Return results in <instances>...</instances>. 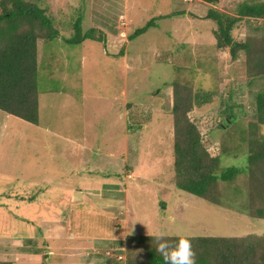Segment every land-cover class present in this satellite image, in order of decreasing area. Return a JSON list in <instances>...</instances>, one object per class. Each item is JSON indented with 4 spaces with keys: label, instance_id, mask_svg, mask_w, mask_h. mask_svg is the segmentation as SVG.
Here are the masks:
<instances>
[{
    "label": "rangeland",
    "instance_id": "374dc122",
    "mask_svg": "<svg viewBox=\"0 0 264 264\" xmlns=\"http://www.w3.org/2000/svg\"><path fill=\"white\" fill-rule=\"evenodd\" d=\"M26 1L45 9L61 37L47 47L39 42L38 123L8 117L0 110V207L23 211L27 221L15 214L3 226L0 217V235L39 238L42 223L37 218L38 208L23 207L22 197L34 194L46 179L57 181L46 192L86 190L97 179L87 176L89 171L98 172L100 178L116 177V190L103 188L92 196L95 207L88 205L91 200L75 204L72 215L62 217L63 227L69 228L68 240L64 238L62 243L77 246L89 236L107 238L115 233L113 227L120 226L116 238L122 240H113L110 248L124 249H109V255L103 250L93 254L96 248L73 256L66 251L32 264L78 260L89 264L93 256L114 261L113 254L128 255L139 235L238 237L264 233V220L241 214L226 201L223 206L213 205L173 182L172 82H184L197 94H210L208 102L195 103L188 115L212 156L228 154L223 164H240L241 132H247L255 121V94L264 86V78L249 80L243 57L234 62L228 49L217 54L216 45H204L215 42L211 32L215 23L205 20L209 5H194L196 0ZM243 1L264 0H222L216 8L234 14ZM188 5L191 12L186 15L191 20L176 13ZM165 12L174 16L157 18L154 26L129 39L136 29ZM76 21L82 32L94 28L95 35L98 31L105 34V40L66 42L75 33ZM190 23L202 33L195 49H189L195 41L185 35L177 40L173 33ZM263 34L261 20L245 18L233 32L235 39ZM178 41L185 43V48L174 47ZM229 113L235 115V122L220 130L217 126ZM66 136L85 139L89 151L76 147L80 141L72 144ZM237 183L244 185L245 177ZM221 187L224 189L223 184ZM82 194L88 197L93 193ZM227 196L225 191L224 198ZM32 240L25 242L24 250L36 253L42 246H34ZM83 246L89 245L85 242Z\"/></svg>",
    "mask_w": 264,
    "mask_h": 264
},
{
    "label": "trees",
    "instance_id": "16d2710c",
    "mask_svg": "<svg viewBox=\"0 0 264 264\" xmlns=\"http://www.w3.org/2000/svg\"><path fill=\"white\" fill-rule=\"evenodd\" d=\"M199 1L209 4L205 20L215 23L211 31L215 42L204 45H216L217 54L228 49L234 62L243 57L249 80L264 78V34L246 39H235L233 36L234 28L243 18L261 20L264 27V1H243L236 7L234 14L216 8L222 0ZM171 16L174 14L154 17L130 34L129 39L154 26L157 18ZM74 30L73 36L66 42L103 40L102 31H98L97 35L94 28L82 32L78 21L74 24ZM59 38V30L45 9L26 0H0V110L27 122L38 123L39 42L47 45ZM171 87L174 185L213 205L223 206L226 201L237 212L264 220V86L255 94V121L249 124L247 132H241L240 138L244 145L240 164H223V159L228 156L226 153L212 156L204 146L198 127L188 115L195 103L200 105L208 102L210 94L205 91L197 94L184 82L177 80L172 82ZM198 98H202L200 102H196ZM235 118L232 113L227 114L217 128L221 130L224 125L233 124ZM241 176L245 177L244 185L237 183ZM225 191L229 194L226 198ZM22 199L31 203L35 201V194ZM155 237L139 235L133 247L128 248L125 264H164L163 257L156 251L161 241ZM181 237L163 238L170 247H174ZM185 238L190 240L196 254V264H264V233L238 237ZM0 264L13 263L0 261Z\"/></svg>",
    "mask_w": 264,
    "mask_h": 264
},
{
    "label": "crops",
    "instance_id": "0c3cea01",
    "mask_svg": "<svg viewBox=\"0 0 264 264\" xmlns=\"http://www.w3.org/2000/svg\"><path fill=\"white\" fill-rule=\"evenodd\" d=\"M197 1V2H196ZM194 5H198L200 6V4H202V1L196 0ZM193 3V2H192ZM204 5H206V3H203ZM209 5V4H207ZM190 5H188V8H186L185 10H181L178 11L176 13L178 14H182L183 16L185 15L184 19H188L186 14L189 15ZM168 14L170 12H165L163 14H159L160 15H164V14ZM197 15V14H196ZM183 19V20H184ZM197 17H194L193 20H197ZM191 20V19H188ZM201 20V19H200ZM191 25L187 28V26L184 27L183 30L180 29H174L175 31H173L174 33V38H176L177 40H181V38L183 37V35H185V38H189L190 41H195L193 43L190 44V48L191 49H195L197 46H199V41H201L202 39V33L199 31V29H195L194 25L192 23H190ZM181 36V37H179ZM61 37V36H60ZM105 34L103 33V40H105ZM58 40V39H57ZM60 41V38H59ZM45 46V45H44ZM47 47V45H46ZM177 48H185V43L183 42H179L176 44ZM124 54V52H123ZM122 54V55H123ZM52 55V53H51ZM125 55V54H124ZM8 117L10 115L6 114ZM81 136H84V134H81ZM78 138H81L80 135L77 136ZM66 139H68L72 144V141H80L78 142L77 145H75L76 147H79L82 150H88V146H85V139L82 140H77V138H73V136L70 137H65ZM84 144V145H83ZM89 151V150H88ZM110 155V154H109ZM109 157H113L112 155H110ZM98 169V168H96ZM87 174V176L89 177H93V178H97L96 179V184H93L92 186H89L88 189L83 190V189H79L78 191L74 192H68L66 189H62L60 191V189H56V191L54 193H50V192H46L45 189L51 187L53 184H57L56 180H52V179H46V180H42V182L46 183L39 188H36V190L34 191L35 193V201L31 202V203H26L23 199L21 200V202H23V207L27 208V205H34L37 209L36 214H37V218L39 219V222L42 223V231L40 233H38L39 238L41 241H39V238L37 236H29L28 238L24 237V238H13L14 236H10V235H5L2 236L0 235V261H10L13 264H19V263H23V264H32L35 260L41 262V258H43L46 261H49L48 255H52L54 256L55 253L58 255H64L66 254V251H71L72 252V256L73 254L76 252L79 253L78 251H82L84 249L89 250L90 248H96L97 251H95V253L92 251L93 254H100L101 251L103 250L104 252H106L109 249H115V250H123L124 247L120 246V247H111V245H114L115 242L113 240L120 241L122 240V238H116L117 234L116 232L120 231L122 228L119 227H113L115 229V233L111 234V236L107 237V238H103V237H91L89 236L88 239H86L84 241L83 244L78 245L77 246H71L69 245L70 242H68V244L64 245V243H62L64 241V238H68L69 237V228L63 227V223H61L62 217H65V219H67L69 217V214L72 215L73 213V207L75 204L81 205L83 204L84 201H92V204H88L92 207H95L93 204V199L92 196H96L98 195L97 193L100 190H103V188L108 189V190H116L117 187V183L118 180H116V177H107V178H103L104 176L102 175V177L100 178V175L98 172L95 171H89V172H85ZM89 183V182H88ZM100 184H103L100 187ZM86 192V193H93V194H89L88 197L83 195L82 193ZM28 195V194H25ZM20 203L17 204V206ZM62 209V210H61ZM63 211V212H62ZM21 212L19 209H14V208H3L0 207V217L2 218V225L6 226L7 223L10 222V219H8V217L14 216L15 214H17L18 216H22V220H24L26 223V219L25 216L23 214H21ZM104 214L105 211H103ZM66 215V216H65ZM106 218H108L107 215ZM114 221V220H113ZM113 235H116L115 237ZM37 238V240H36ZM72 240H73V236H71ZM28 239H33L32 242H34V246H36L37 244L41 247L43 251L40 252L41 250H37L36 253H33L31 251H27L24 250V245L25 242H28ZM68 240V239H66ZM31 242V241H30ZM40 242V243H39ZM60 242V244H59ZM85 242L89 245V246H83L85 245ZM121 244V242H119V245ZM32 247V246H30ZM61 252V253H60ZM118 253L113 254L114 257V261L113 260H108L105 258H97L95 256H93L92 260H88L89 264H121V261L118 260L116 257L121 254L124 258H126V255H124V253ZM67 255H69V253H67ZM117 255V256H116ZM29 258V259H28ZM123 258V261H124ZM8 259H12V260H8ZM84 259V258H83ZM88 259V258H86ZM18 261V262H17ZM71 264H87L86 263H80V261L78 260L75 263H71Z\"/></svg>",
    "mask_w": 264,
    "mask_h": 264
},
{
    "label": "clouds",
    "instance_id": "9594fccd",
    "mask_svg": "<svg viewBox=\"0 0 264 264\" xmlns=\"http://www.w3.org/2000/svg\"><path fill=\"white\" fill-rule=\"evenodd\" d=\"M163 237L161 233L155 239L161 241L156 251L163 257L164 264H196V254L188 238L181 237L174 247H170Z\"/></svg>",
    "mask_w": 264,
    "mask_h": 264
},
{
    "label": "built area",
    "instance_id": "2783aa9c",
    "mask_svg": "<svg viewBox=\"0 0 264 264\" xmlns=\"http://www.w3.org/2000/svg\"><path fill=\"white\" fill-rule=\"evenodd\" d=\"M110 254V252L109 251H107L106 252V255H109ZM118 260H120L121 261V264H125V261H123V256L122 255H118L117 257H116Z\"/></svg>",
    "mask_w": 264,
    "mask_h": 264
}]
</instances>
